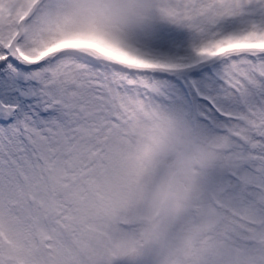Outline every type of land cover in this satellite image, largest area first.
I'll list each match as a JSON object with an SVG mask.
<instances>
[{
    "label": "snow or ice",
    "instance_id": "obj_1",
    "mask_svg": "<svg viewBox=\"0 0 264 264\" xmlns=\"http://www.w3.org/2000/svg\"><path fill=\"white\" fill-rule=\"evenodd\" d=\"M130 103L210 138L213 203L264 227V0H0V264H150L120 210Z\"/></svg>",
    "mask_w": 264,
    "mask_h": 264
},
{
    "label": "rangeland",
    "instance_id": "obj_2",
    "mask_svg": "<svg viewBox=\"0 0 264 264\" xmlns=\"http://www.w3.org/2000/svg\"><path fill=\"white\" fill-rule=\"evenodd\" d=\"M68 3L81 5L82 0ZM86 36L92 35H74L55 46L87 47L127 59L104 40L106 48L81 39ZM125 124L134 175L122 187L120 210L128 216L129 235L141 257L150 264H256L264 258L259 220L243 206L221 210L207 190L219 159L210 138L136 103H130Z\"/></svg>",
    "mask_w": 264,
    "mask_h": 264
},
{
    "label": "clouds",
    "instance_id": "obj_3",
    "mask_svg": "<svg viewBox=\"0 0 264 264\" xmlns=\"http://www.w3.org/2000/svg\"><path fill=\"white\" fill-rule=\"evenodd\" d=\"M81 39L86 41L89 44H92V45H95L101 48H106V45L104 44V42L97 37L86 36V37H82Z\"/></svg>",
    "mask_w": 264,
    "mask_h": 264
},
{
    "label": "bare ground",
    "instance_id": "obj_4",
    "mask_svg": "<svg viewBox=\"0 0 264 264\" xmlns=\"http://www.w3.org/2000/svg\"><path fill=\"white\" fill-rule=\"evenodd\" d=\"M224 223H225V222H224ZM226 224H227V222H226ZM227 225H228V224H227ZM230 225H232L231 222H230ZM222 227L225 228L224 226H222Z\"/></svg>",
    "mask_w": 264,
    "mask_h": 264
},
{
    "label": "water",
    "instance_id": "obj_5",
    "mask_svg": "<svg viewBox=\"0 0 264 264\" xmlns=\"http://www.w3.org/2000/svg\"><path fill=\"white\" fill-rule=\"evenodd\" d=\"M136 257H137V258H139V255H138V253L136 254Z\"/></svg>",
    "mask_w": 264,
    "mask_h": 264
}]
</instances>
